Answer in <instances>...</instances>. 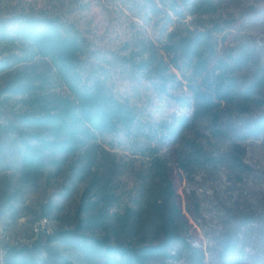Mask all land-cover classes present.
Here are the masks:
<instances>
[{
    "label": "trees",
    "instance_id": "1",
    "mask_svg": "<svg viewBox=\"0 0 264 264\" xmlns=\"http://www.w3.org/2000/svg\"><path fill=\"white\" fill-rule=\"evenodd\" d=\"M226 1L140 0L144 21L160 28L154 38L142 36L137 48L117 56L119 66L128 77L149 82L157 95L191 110L153 123L143 119L130 98L114 90L107 70L85 67L84 39L74 24L25 13L0 18V73L36 58L49 60L54 69L53 75L18 73L0 90V104L21 97L29 109L0 124V133H14L20 141L25 180L36 183L50 166L61 171L58 154H75L99 136L123 135L170 149L167 156L159 154L158 147L147 149L164 181L165 196L178 197L187 177L209 167H223L242 181L251 171L245 144L264 138V48L255 43L225 47L217 36L219 25L193 27L188 22L189 17L218 12ZM58 85L67 93L47 91ZM95 181L96 188L92 182L83 193L76 228L50 237L68 243L84 263L208 264L213 257L217 264H246L252 258V264H264L257 231L246 236L230 227L215 240L216 247L213 239L207 247L186 235L179 204H153L156 242L121 240L116 231L129 224L134 212L114 211L113 186ZM99 229L113 233H92ZM27 251L11 247L0 264H72L59 256L37 259Z\"/></svg>",
    "mask_w": 264,
    "mask_h": 264
},
{
    "label": "rangeland",
    "instance_id": "2",
    "mask_svg": "<svg viewBox=\"0 0 264 264\" xmlns=\"http://www.w3.org/2000/svg\"><path fill=\"white\" fill-rule=\"evenodd\" d=\"M139 4L140 0H0V18L25 13L74 24L84 39L85 67L107 70L114 90L130 98L144 120L162 122L190 114L189 108H182L171 97L157 95L149 82L128 77L119 66L117 56L137 48L142 36L154 38L160 28L155 22L144 21ZM188 22L193 27L219 25L217 36L225 47L255 43L264 48V0H227L218 12L189 17ZM3 56L0 50V58ZM24 71L53 75L54 69L49 60L41 58L14 65L0 73V90ZM47 91L67 93L60 85ZM3 98L0 93V102ZM28 110L21 97H13L0 104V124L14 121L15 113ZM149 146L158 147L162 156L169 155L168 147L150 145L142 138L99 136L75 154H58L56 158L63 159L62 170L50 166L35 183L22 176L17 135L0 133V262L9 248L16 247L28 249L27 253L37 259L59 256L72 264H87L60 237H50L62 229L76 228L83 193L92 182L96 188L94 180L98 179L113 186L114 211L121 215L134 212L129 224L116 231L121 240L156 242L159 234L153 204H179L183 229L192 240L208 247L213 239L214 248L215 240L230 227L240 228L246 236L257 231L256 245L264 258V138L245 144V163L251 171L242 181L220 166L197 170L185 179L175 198L164 195V181L158 177ZM92 233L101 236L113 231ZM252 262L253 258L246 264ZM208 264L217 263L210 257Z\"/></svg>",
    "mask_w": 264,
    "mask_h": 264
}]
</instances>
